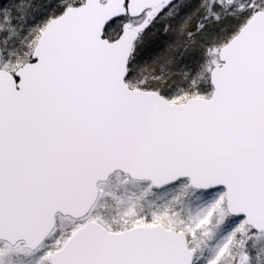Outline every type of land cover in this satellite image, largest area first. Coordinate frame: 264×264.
Instances as JSON below:
<instances>
[{
	"label": "snow or ice",
	"instance_id": "6c2138e0",
	"mask_svg": "<svg viewBox=\"0 0 264 264\" xmlns=\"http://www.w3.org/2000/svg\"><path fill=\"white\" fill-rule=\"evenodd\" d=\"M0 264H264V0H0Z\"/></svg>",
	"mask_w": 264,
	"mask_h": 264
}]
</instances>
